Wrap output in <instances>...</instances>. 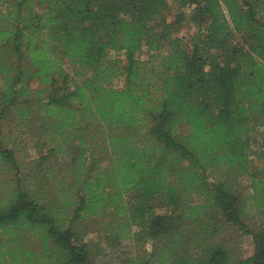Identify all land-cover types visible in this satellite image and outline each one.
Masks as SVG:
<instances>
[{"label": "trees", "instance_id": "trees-1", "mask_svg": "<svg viewBox=\"0 0 264 264\" xmlns=\"http://www.w3.org/2000/svg\"><path fill=\"white\" fill-rule=\"evenodd\" d=\"M33 1L0 0V123L43 108L35 127L43 162L70 156L71 183L60 191L75 198L59 207L29 192L0 136V169L13 175L0 203V264H96L82 229L108 210L123 217L119 228L140 229L136 242L158 244L137 264H264V231L244 223L228 184H206L220 166L242 175L252 133L264 127V0H177L196 27L185 41L173 37L184 15L166 20L169 0H36L46 14ZM65 64L85 72L82 83L44 101L57 79L66 84ZM30 79L44 87L34 100ZM96 135L111 154L106 172L104 157L93 158ZM229 227L252 239L250 257L216 240Z\"/></svg>", "mask_w": 264, "mask_h": 264}, {"label": "rangeland", "instance_id": "rangeland-1", "mask_svg": "<svg viewBox=\"0 0 264 264\" xmlns=\"http://www.w3.org/2000/svg\"><path fill=\"white\" fill-rule=\"evenodd\" d=\"M32 8L38 13L46 14L47 12L46 9L37 4L36 0L32 2ZM167 10L168 15L166 20L168 22L171 21V17L176 13L180 12L184 15L185 23H181L180 33L174 34L173 37H178L185 41L188 37L195 34L196 27L192 22V12L190 9H181L178 6L177 0H169ZM117 56L114 52L108 53L110 59H114ZM119 57L122 61L124 60V56L120 55ZM139 57L141 61L146 62L148 57L146 51L143 50ZM123 65L124 62L122 63ZM71 67L66 64L62 66L63 73L68 77L66 84H62V79H57L55 86H49L45 92H42V99L44 101L48 100L55 91L59 95L68 93V91L73 89V85L79 86L82 83L84 78L83 73L85 74V72ZM43 88L37 79H30L28 82L30 97L28 99L34 100L37 92L42 91ZM31 111L32 113L28 121L18 120L14 114V116H8L0 123L2 147L14 152L20 166L19 177L29 192L36 193L41 198L40 200L45 201L47 204L51 202L57 204L58 201L64 200L74 201L75 197L71 193L60 191L62 186L71 183V158L60 152L50 157L47 163L43 162V157L46 156L47 149L41 146V143L38 141V131L35 129L40 124L39 113H43V108L39 111L38 108L34 107ZM185 130L186 126L181 127V131L185 132ZM252 137L253 139L249 143L250 157L247 170L239 176L235 172L236 169H231L228 166H220L212 170H207L206 184L213 185L221 181L226 185L228 184L232 189V193L238 196L243 203L244 215L242 219L244 223L249 225L252 232H257L260 230L264 231V202L261 203L256 200L258 197L264 199V127L256 126ZM96 139L99 144L92 148L93 158L99 156L104 157L103 172H106L112 166L111 154L104 151L103 145L105 144L101 140V137L96 135ZM43 141H46V147L48 148L60 145V140L51 143V141L45 138ZM94 142L95 139H92L93 144ZM65 145H68V143L62 144L61 147L64 149L66 147ZM73 153L77 154L78 152L74 151ZM86 163L87 165L90 164L88 162ZM182 166H178L179 168L177 170L180 171ZM63 169L67 170V172L65 174H59ZM83 174L87 175L90 172L84 171ZM27 177H30V179ZM12 179L13 175L11 173L5 169H0V203L4 200V204L8 202V199L2 198L5 192L10 191L13 185ZM255 180L262 182L261 192L255 193L252 191V183ZM109 187L119 189V186L112 182L109 183ZM108 189L105 188V190ZM57 205L59 207L63 206L60 204ZM164 213L165 211L162 210L152 211V214L155 216ZM123 220V217H117L115 212L108 210L105 213H100L96 217H90L86 227L82 229L86 232L84 237L85 243L89 245L95 254L94 259L96 264H137L139 258L145 257V253H150L157 249L158 244L156 242L153 243L148 240L144 243L136 242V238H138L136 234L140 232V229L134 225L131 227L124 225V227L119 228L120 225L125 223ZM110 223H113L112 228L109 227ZM216 240L225 241L227 246L235 253V258L237 259L250 257L254 252L252 239L250 237L240 236L238 232H235L230 227L224 231L221 230ZM34 249H37V245L34 246ZM147 260L149 259H144L142 263ZM148 264L158 263L153 262Z\"/></svg>", "mask_w": 264, "mask_h": 264}]
</instances>
